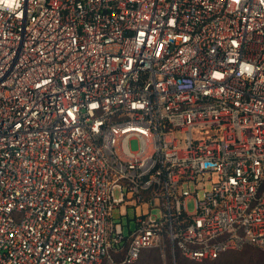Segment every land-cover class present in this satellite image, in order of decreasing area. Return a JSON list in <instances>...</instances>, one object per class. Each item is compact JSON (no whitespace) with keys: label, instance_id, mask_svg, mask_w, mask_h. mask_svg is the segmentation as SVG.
<instances>
[{"label":"built area","instance_id":"1","mask_svg":"<svg viewBox=\"0 0 264 264\" xmlns=\"http://www.w3.org/2000/svg\"><path fill=\"white\" fill-rule=\"evenodd\" d=\"M131 200L148 212L125 235ZM249 246L264 251V0H0V264Z\"/></svg>","mask_w":264,"mask_h":264},{"label":"rangeland","instance_id":"2","mask_svg":"<svg viewBox=\"0 0 264 264\" xmlns=\"http://www.w3.org/2000/svg\"><path fill=\"white\" fill-rule=\"evenodd\" d=\"M212 133H213L212 130H206V132H202V133L195 132L194 137L203 139V138L208 137ZM137 147H138L137 142L133 141L131 143L132 150H136ZM115 196L119 197L118 191L115 192ZM188 208L190 212H193L194 203L189 202ZM120 212L122 214L121 218H119ZM142 212L147 213L148 207L143 206L141 208L139 205L136 204L134 200L126 202L120 211L118 210L114 212V215L117 221L120 222L121 220L125 235H128L129 229L133 230L135 228V218L139 216ZM146 253L150 254L148 258H146V256L145 257L143 256V262H141V259H140L135 264H169V263H165L162 260L161 254L158 250L148 251ZM228 255L231 256V259H226V261L223 262L224 264H264V251L259 250V249L245 248L241 251L231 252ZM182 260L184 264H218L217 262H208V261L207 262H192L189 259L187 260V258L185 259V257L178 255L177 261L179 262ZM219 264H222V263H219Z\"/></svg>","mask_w":264,"mask_h":264},{"label":"trees","instance_id":"3","mask_svg":"<svg viewBox=\"0 0 264 264\" xmlns=\"http://www.w3.org/2000/svg\"><path fill=\"white\" fill-rule=\"evenodd\" d=\"M246 248H254V247H246ZM245 249V248H244ZM256 249V248H255ZM153 250H155V249H150V250H145L142 254H141V256H140V258L138 259V261L141 259V262H143V256L145 257L146 256V258H148V256L150 255L149 253H146V252H148V251H153ZM237 252V251H236ZM231 252H228V253H225V254H223V255H221L218 259H216V260H205V261H202V262H217L218 264L219 263H222V264H224L223 262H225L226 261V259H231V256H229L228 254H230ZM178 255H181V254H179V253H177L176 254V259H177V256ZM182 256V255H181ZM186 259V258H185ZM188 260V259H187ZM190 261H192V260H190ZM192 262H197V261H192ZM136 263V262H135ZM134 263V264H135ZM177 264H184V262H183V260L182 261H177Z\"/></svg>","mask_w":264,"mask_h":264},{"label":"clouds","instance_id":"4","mask_svg":"<svg viewBox=\"0 0 264 264\" xmlns=\"http://www.w3.org/2000/svg\"><path fill=\"white\" fill-rule=\"evenodd\" d=\"M13 3H15L16 7H19V0H13ZM8 6L12 7V4H9Z\"/></svg>","mask_w":264,"mask_h":264}]
</instances>
